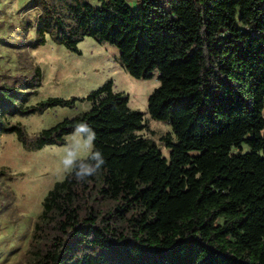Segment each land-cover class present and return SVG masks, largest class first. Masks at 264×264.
Listing matches in <instances>:
<instances>
[{
    "label": "trees",
    "instance_id": "obj_1",
    "mask_svg": "<svg viewBox=\"0 0 264 264\" xmlns=\"http://www.w3.org/2000/svg\"><path fill=\"white\" fill-rule=\"evenodd\" d=\"M31 0L34 46L48 38L81 54L91 38L118 50L138 80L157 75L149 117L112 79L84 98L28 105L42 70L0 79V137L30 152L64 146L77 123L96 133L105 164L47 192L30 264H264V0ZM88 102L90 109L29 138L16 116ZM145 130L148 136L135 132ZM244 148H247L245 150Z\"/></svg>",
    "mask_w": 264,
    "mask_h": 264
},
{
    "label": "rangeland",
    "instance_id": "obj_2",
    "mask_svg": "<svg viewBox=\"0 0 264 264\" xmlns=\"http://www.w3.org/2000/svg\"><path fill=\"white\" fill-rule=\"evenodd\" d=\"M89 1L98 4L97 0ZM30 2L0 0V79L4 80V74H28L33 66L39 65L42 86L28 105L47 98H84L112 79L114 90L129 96V108L145 114L149 128L155 133L153 138L168 158L169 149L159 142V137L171 132V125L153 120L148 114V97L159 86L157 75L148 80L131 77L122 67L115 47L88 37L79 44L81 54L71 53L49 38L45 45L34 46L40 10L30 7ZM129 3L136 6L138 1ZM89 109L88 102H79L75 108L56 107L43 114L16 116L12 121L20 122L27 136L33 138L40 131ZM135 133L149 135L145 130ZM71 135L66 137L67 143ZM64 146H46L30 152L22 147L15 133L0 137V264L32 262L31 240L43 200L54 183L66 174L61 164Z\"/></svg>",
    "mask_w": 264,
    "mask_h": 264
},
{
    "label": "clouds",
    "instance_id": "obj_3",
    "mask_svg": "<svg viewBox=\"0 0 264 264\" xmlns=\"http://www.w3.org/2000/svg\"><path fill=\"white\" fill-rule=\"evenodd\" d=\"M95 140V131L87 123L79 122L73 130L70 142L64 146L61 159L63 170L77 182L86 181L105 164L102 152L95 149Z\"/></svg>",
    "mask_w": 264,
    "mask_h": 264
}]
</instances>
